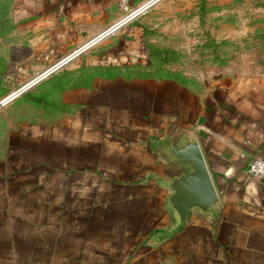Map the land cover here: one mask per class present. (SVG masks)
<instances>
[{"label": "crops", "instance_id": "1", "mask_svg": "<svg viewBox=\"0 0 264 264\" xmlns=\"http://www.w3.org/2000/svg\"><path fill=\"white\" fill-rule=\"evenodd\" d=\"M18 12L31 17L13 45L25 82L98 40L0 108V264H264V179L247 171L264 158V73L212 86L159 76L130 21L102 36L126 15L120 0ZM183 136L219 205L168 233L162 143Z\"/></svg>", "mask_w": 264, "mask_h": 264}, {"label": "rangeland", "instance_id": "2", "mask_svg": "<svg viewBox=\"0 0 264 264\" xmlns=\"http://www.w3.org/2000/svg\"><path fill=\"white\" fill-rule=\"evenodd\" d=\"M23 1L0 0V100L31 94L38 84L27 89L28 84L41 78L25 82L16 68L20 62L10 64L13 45L32 33L31 17L18 12ZM148 1L130 0L125 11ZM130 22L159 76L212 86L264 73V0H161Z\"/></svg>", "mask_w": 264, "mask_h": 264}, {"label": "water", "instance_id": "3", "mask_svg": "<svg viewBox=\"0 0 264 264\" xmlns=\"http://www.w3.org/2000/svg\"><path fill=\"white\" fill-rule=\"evenodd\" d=\"M160 1L149 0L142 8L135 7L130 11V14L124 16L106 29L104 35L116 29L120 25V22L129 15L143 13ZM15 61V58L11 55L10 64L14 65ZM38 82H30L27 89L33 87ZM21 93L17 95L10 93L3 97L0 100V108L18 97ZM162 148L167 159L175 169L174 175L167 176L161 180V185L170 191L166 197V204L173 213L174 225L168 233H173L182 228L192 216L209 217L215 215L217 206L219 205V195L200 145L195 138L183 136L174 141L171 137H168L163 141Z\"/></svg>", "mask_w": 264, "mask_h": 264}, {"label": "built area", "instance_id": "4", "mask_svg": "<svg viewBox=\"0 0 264 264\" xmlns=\"http://www.w3.org/2000/svg\"><path fill=\"white\" fill-rule=\"evenodd\" d=\"M130 0H120V4L121 6L125 9L128 10V4H129ZM131 11V10H130ZM130 11H128L126 13V15L130 14ZM142 13H133L131 15H129L127 18H125L123 21L120 22L121 26L122 24L127 23L128 21L132 20L133 18L137 17L138 15H140ZM125 15V16H126ZM118 26V27H119ZM117 27V28H118ZM115 29L111 30L114 31ZM110 33V32H109ZM107 33V34H109ZM105 34V35H107ZM104 35V34H103ZM102 35V36H103ZM104 35V36H105ZM101 36V37H102ZM103 36V37H104ZM98 40V39H96ZM96 40L87 43L84 47H82V49H78L72 53H70L69 55H67L66 57L60 59L58 62H56L55 64H53L52 66H50L48 69H46L45 71H43V73L41 74V79L42 80L45 76H47L50 73H53L54 71H56L57 69L61 68L62 66H64L68 61H70L73 57L77 56L80 52L84 51L85 49L89 48L90 46H92ZM40 80H38L40 82ZM247 171L248 173L252 176V177H258V178H262L264 179V158L262 157H254L247 165Z\"/></svg>", "mask_w": 264, "mask_h": 264}, {"label": "trees", "instance_id": "5", "mask_svg": "<svg viewBox=\"0 0 264 264\" xmlns=\"http://www.w3.org/2000/svg\"><path fill=\"white\" fill-rule=\"evenodd\" d=\"M29 98H30V100H32L35 103H39V104L44 103L45 104V102L43 101V99H41L39 97L34 96V97H29Z\"/></svg>", "mask_w": 264, "mask_h": 264}, {"label": "bare ground", "instance_id": "6", "mask_svg": "<svg viewBox=\"0 0 264 264\" xmlns=\"http://www.w3.org/2000/svg\"><path fill=\"white\" fill-rule=\"evenodd\" d=\"M152 8V7H151Z\"/></svg>", "mask_w": 264, "mask_h": 264}]
</instances>
